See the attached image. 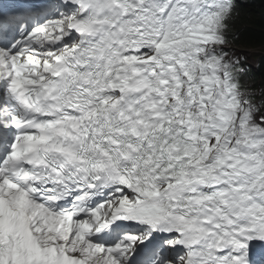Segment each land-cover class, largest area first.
<instances>
[{
	"label": "snow or ice",
	"instance_id": "6c2138e0",
	"mask_svg": "<svg viewBox=\"0 0 264 264\" xmlns=\"http://www.w3.org/2000/svg\"><path fill=\"white\" fill-rule=\"evenodd\" d=\"M237 0H0V264H264V88Z\"/></svg>",
	"mask_w": 264,
	"mask_h": 264
},
{
	"label": "trees",
	"instance_id": "16d2710c",
	"mask_svg": "<svg viewBox=\"0 0 264 264\" xmlns=\"http://www.w3.org/2000/svg\"><path fill=\"white\" fill-rule=\"evenodd\" d=\"M237 5L239 16L232 23L229 44L264 50V0H237ZM254 57L256 66L247 71L246 77L252 87L261 89L264 88V52Z\"/></svg>",
	"mask_w": 264,
	"mask_h": 264
},
{
	"label": "rangeland",
	"instance_id": "374dc122",
	"mask_svg": "<svg viewBox=\"0 0 264 264\" xmlns=\"http://www.w3.org/2000/svg\"><path fill=\"white\" fill-rule=\"evenodd\" d=\"M228 48L234 49L237 55H242L244 56L246 59L245 61L250 64L251 66H254L255 60H254V56L256 54H259L260 52H264L263 49H257V48H246V49H242L239 47H235L230 45H227Z\"/></svg>",
	"mask_w": 264,
	"mask_h": 264
}]
</instances>
